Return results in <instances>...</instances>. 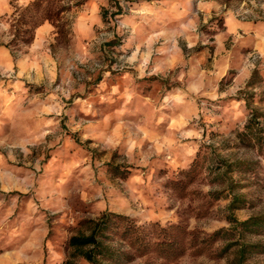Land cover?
I'll list each match as a JSON object with an SVG mask.
<instances>
[{"label":"clouds","instance_id":"1","mask_svg":"<svg viewBox=\"0 0 264 264\" xmlns=\"http://www.w3.org/2000/svg\"><path fill=\"white\" fill-rule=\"evenodd\" d=\"M121 8L125 14L113 19ZM221 19L227 31L219 27ZM202 26L219 34L201 40L197 29ZM33 30L40 38L25 43L24 34ZM252 33H264V0H0V193L18 189L30 199L25 204L19 197L0 195V210L9 209L0 215V264H39L45 250L54 255L52 241L68 230L62 217L85 216L100 204L111 208L112 192L124 197V209L138 207L141 214L142 197L156 201L167 194L172 205L191 181L200 147L215 143L219 148L224 139L247 149L241 163L253 167L245 169L244 179L264 198L261 146L252 137L225 133L214 142L206 135L214 119L207 101L234 97L245 86L239 78L229 83L232 53H225V45L236 49ZM161 38L170 46L154 47ZM198 43L215 45V55L211 47L206 53L213 61L211 71L195 60ZM10 50L18 57L15 64ZM154 51L165 58L154 57ZM221 80L225 91H219ZM154 83L159 93L152 98L147 89ZM142 100L144 115H138ZM232 106L233 126L243 131L248 109L243 100ZM259 126L264 127V119ZM69 133H78L80 141L72 142L77 154L70 158L62 143ZM50 152L57 160L45 163ZM53 164L59 183L53 179ZM128 170L134 181L127 180ZM221 190L207 181L200 186L205 197ZM257 206L264 207V199ZM18 207L17 222L10 216ZM129 219L151 234L146 215ZM188 227H198L194 217ZM111 235L122 241V252L131 249L123 237ZM117 264L127 262L121 257ZM194 264L216 261L200 257Z\"/></svg>","mask_w":264,"mask_h":264},{"label":"rangeland","instance_id":"2","mask_svg":"<svg viewBox=\"0 0 264 264\" xmlns=\"http://www.w3.org/2000/svg\"><path fill=\"white\" fill-rule=\"evenodd\" d=\"M105 18H107V10H103ZM125 14V9L121 8L120 11L113 14V19L116 16H122ZM216 21H209L212 24ZM50 22V21H49ZM126 31L127 25H121ZM219 27L227 31V21L219 20ZM200 34V39H211L215 35H218L215 29H209L207 26H202L197 29ZM25 43H34L36 39L40 37L33 30L31 34L25 33ZM251 38L246 37L243 42L238 44L236 49L230 48L225 45V53L231 52L232 56L229 59L228 75L232 78L229 83H233L237 78L243 80L244 88L239 90L234 97H227L217 101L208 100L205 105L210 117H213L212 122L206 127V135L212 141H217L220 137H223L225 133L230 135H236L237 137H244L247 140L248 137H252V142L259 144L261 149L264 150V127H260V120L264 119V55H261V51L264 50V33L250 34ZM19 31H17L16 40L21 39ZM16 40L12 41L13 45L16 44ZM168 47L170 45L165 44V38L161 40L154 47ZM7 47V46H5ZM211 47L213 54L215 55V45H197L195 52L197 53L195 60L201 61V67L211 71L212 59L206 54L207 49ZM12 58V63L15 64L18 57L15 53L9 52ZM24 55H27L25 52ZM223 55V54H222ZM154 57L164 59L165 55L157 52H153ZM195 63V61H194ZM116 73L114 72L113 75ZM102 77H98L95 83H99ZM152 81H157L158 77L148 78ZM219 91H225L224 81H220ZM91 87V85L89 86ZM28 88V85H25ZM170 90V89H169ZM147 93L150 97L155 98L159 93V88L153 84V87L147 89ZM79 95V94H77ZM143 93L141 96L143 97ZM87 98L86 96L81 97ZM204 99L207 100L205 97ZM243 100L244 105L248 109V119L243 125V131L233 126V121L230 119L235 109L232 106V102L240 103ZM68 106L73 107L71 101H68ZM199 104V101L197 102ZM212 106V107H209ZM143 107V100L137 105L138 115H144L140 111ZM83 116V113L79 114ZM253 122L250 124V120ZM68 117H65V121ZM250 124L251 130H246V125ZM61 126L68 130V125L62 122ZM204 126V125H202ZM218 126V127H217ZM78 133H69L70 139L67 142H62L65 145V156H75L76 149L72 146V142L75 141L76 145H79ZM224 151L227 153L225 156H220L219 152ZM247 149L241 148L235 142H231L229 139H224L223 143L216 147V144H207L200 147L197 152V159L193 162V165H198L193 170L191 181L188 185L183 186L178 199L173 202L172 205L168 203L167 194H161L156 201L143 198V213L141 214L138 207H128L124 209L121 201L124 197L119 192H112L113 205L111 208L105 207L103 204L91 207L85 216H63L62 223L67 227L65 233L59 234L55 241L52 243L55 246V254L49 255L47 250L43 251L40 255L39 264H62L68 256L67 242L69 237L75 235L80 230L81 224L85 219L98 218L103 212H109L114 215H121L129 219L134 217L136 220H142L146 215L148 219L146 224L152 226L151 234L149 235L142 228H137L134 221L130 220L135 226L136 230L134 234L131 233L128 238L123 237L124 241L131 244V249L127 252L121 251L122 241L120 239H113L111 236L110 244L116 258L109 262V264H117L123 257L127 264H194L200 257H205L209 260H215L216 264H220L221 260H225L226 264H233L235 257V249L238 244H244L246 246L247 264H264V241L259 237H264V232L255 231L254 233H246V230L230 231L226 234H221L213 242H203V238L213 235V233L220 230H228L230 227H224L225 224L229 225L226 221V207L230 202L229 190L232 189L240 199L239 208L233 212V216L238 221H245L251 217L264 214V207H258V198L256 195L255 186L250 180L244 179L245 169L251 171V164L241 163L246 159ZM239 157V159H237ZM95 158V154H93ZM57 157L51 152L45 155L44 161H56ZM11 164V162H9ZM229 166V167H228ZM22 167V166H17ZM53 179L59 183L61 177L56 174L54 164ZM108 167H112L109 162ZM195 168V167H194ZM163 172V170H161ZM22 176V174H21ZM127 180L134 181L136 177L132 175V172L128 170ZM207 181L208 183L220 184L221 191L215 193H209L207 196H203L200 192V186ZM7 198L19 197L25 200V204L30 202V199H25V194L18 189H13L10 193H0ZM5 203H8L6 199ZM19 203V202H18ZM179 205V206H177ZM9 209L7 207L0 210V215H7ZM21 208L18 207L12 212L10 219L17 221V217L20 216ZM171 213V216L169 215ZM195 218L198 227L191 229L188 227L190 218ZM18 222V221H17ZM165 225H168L166 228ZM230 226V225H229ZM205 228H211V231H205ZM48 238H51V232L48 234ZM117 237H122L116 235ZM247 246H249L247 248ZM65 259H60L65 257ZM77 264H87L84 260H77Z\"/></svg>","mask_w":264,"mask_h":264},{"label":"trees","instance_id":"3","mask_svg":"<svg viewBox=\"0 0 264 264\" xmlns=\"http://www.w3.org/2000/svg\"><path fill=\"white\" fill-rule=\"evenodd\" d=\"M59 15L60 13L58 12L57 17ZM251 122H253V119L250 120V124ZM250 124L246 125V130H251ZM197 166L194 164L193 170ZM231 190H229L228 197L230 202L226 207L227 214L225 215L230 228L228 230L217 231L213 235L203 238V242H213L221 234H226L232 230H246V233H254L259 230L264 232V214L251 217L241 222L235 219L233 212L239 208L238 203L240 199ZM135 230V226L129 219L109 212H103L95 219H85L78 233L69 237L67 242V248L69 250L68 256L62 264H77V260H84L87 264H109V262L117 257V254H115V251L109 243L112 238L111 233L128 238L131 233L134 234ZM99 237H102V240L98 239ZM105 241L108 243H105ZM238 245L235 249L233 264H245V260L247 259L246 246L244 244Z\"/></svg>","mask_w":264,"mask_h":264}]
</instances>
